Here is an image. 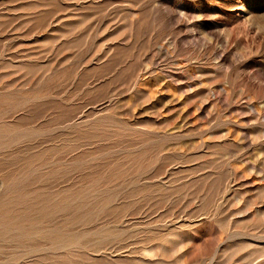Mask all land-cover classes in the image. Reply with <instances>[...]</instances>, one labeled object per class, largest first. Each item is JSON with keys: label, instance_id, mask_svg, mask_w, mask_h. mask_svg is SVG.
<instances>
[{"label": "rangeland", "instance_id": "1", "mask_svg": "<svg viewBox=\"0 0 264 264\" xmlns=\"http://www.w3.org/2000/svg\"><path fill=\"white\" fill-rule=\"evenodd\" d=\"M0 128V264H264V0H0Z\"/></svg>", "mask_w": 264, "mask_h": 264}, {"label": "bare ground", "instance_id": "2", "mask_svg": "<svg viewBox=\"0 0 264 264\" xmlns=\"http://www.w3.org/2000/svg\"><path fill=\"white\" fill-rule=\"evenodd\" d=\"M1 127H2V126H1ZM0 129H2V128H0ZM6 131H7V130H6ZM14 133H15V132H14ZM6 134H7V133H6ZM9 134H10V133H9ZM18 135H19V134H18ZM14 136L17 138V135H14ZM4 137H5V134H4ZM7 137H8V136H7ZM7 137H6V138H7ZM12 137H13V135L11 136V138H12ZM0 138H1V137H0ZM2 138H3V136H2ZM2 138H1V140H2ZM8 139H10V137H8ZM12 139H13V138H12ZM5 140H6V139H5ZM14 140H15V138L13 139V141H14ZM4 143L8 144L9 142H8V143H7V142H4ZM10 143H12L11 140H10ZM6 144H3V145H6ZM1 145H2V144H1ZM8 145H9V144H8ZM8 145H6V146H8ZM0 147H1V146H0ZM9 147H10V146H9ZM2 148H3V147H2ZM4 148H5V146H4ZM6 149H7V148H5V150H6ZM3 150H4V149H3ZM50 150H51V149H50ZM39 155H40V154H39ZM5 156H6V155H5ZM6 157H7V156H6ZM24 158H25V157H24ZM26 159H27V158H26ZM31 159H32V158H31ZM21 160H22V159H21ZM21 160H20V161H21ZM29 160H30V159H29ZM13 161H14V160H13ZM17 161L19 162V160H17ZM23 161H24V160H23ZM11 162H12V161H11ZM27 162H28V160L26 161V164H27ZM30 162H31V161H30ZM33 162H34V160H33ZM33 162H32V163H33ZM35 162H38V161L35 160ZM24 163H25V162H24ZM39 163H40V162H39ZM19 164H20V163H19ZM19 164L17 163V166H18V167H20ZM22 164H23V163H22ZM12 165H16V164H12ZM24 165H25V164H24ZM30 165H31V164H30ZM44 165H46V164L44 163ZM47 165H48V164H47ZM22 166H23V165H21V167H22ZM35 166H36V165H35ZM33 167H34V164H33ZM13 168H14V167H13ZM36 168H37V167H36ZM36 168H33V169L35 170ZM23 169H24V168H23ZM23 169H22V170H23ZM27 169H29V168H27ZM36 170H38V169H36ZM19 172H20V171H19ZM21 172H22V171H21ZM23 172H24V171H23ZM30 172H32V171L30 170L29 173H30ZM35 172H38V171H35ZM29 173H28V174H29ZM51 173H52V172H51ZM26 174H27V173H26ZM33 174H34V173H33ZM41 174H42V172H41ZM36 175H37V174H36ZM26 176H27V175H26ZM26 176H25V177H26ZM31 176H33V175H31V173H30V175L28 176V178L31 177ZM40 176H41V175H40ZM22 177H23V176H22ZM17 178H18V177H17ZM20 178H21V177H20ZM20 178H19V179H20ZM23 178H24V177H23ZM31 178H32V177H31ZM20 181H22V179H21ZM20 181H19V182H20ZM22 182H23V181H22ZM17 183H18V182H17ZM20 183H21V182H20ZM14 184H15V183H14ZM21 184H22V183H21ZM98 184H99V183H98ZM17 185H18V184H17ZM14 186H15V185H14ZM21 187H23V186H21ZM18 193H20V192H18ZM22 194H23V193H22ZM14 198H15V197H14ZM16 198H19V197H16ZM20 199H22V198H20ZM23 199L25 200L26 198H23ZM23 199H22V201H23ZM16 201H17V199H16ZM20 201H21V200H20ZM25 202H26V200H25ZM9 204H10V203H9ZM15 204H16V203H15ZM10 205H11V204H10ZM1 207H3V206H1ZM9 207H11V206H9ZM15 207H16V206H15ZM19 207H20V206H19ZM5 208H6V207H5ZM7 208H8V207H7ZM16 208H17V207H16ZM0 209H1V208H0ZM6 210H7V209H6ZM11 211H12V210H11ZM14 211H15V209H14ZM6 214H7V213H6ZM6 214H4V215H6ZM6 216H7V215H6ZM0 217H1V215H0ZM10 217H11V216H10ZM3 218H4V216H3ZM1 219H2V218H1ZM1 219H0V220H1ZM3 220H4V219H3ZM1 222L3 223V221H1ZM3 224H4V223H3ZM3 224H2V226H3ZM6 224H7V226H8L10 223H9V224L6 223ZM4 225H5V224H4ZM2 226L0 225L1 228H2ZM7 226H6V227H7ZM10 226H11V224H10ZM4 227H5V226H4ZM4 227H3V228H4ZM6 227L4 228V230L7 229ZM16 228H17V227H16ZM0 230H1V231H4L3 229H0ZM11 230H12V229H11ZM17 230H18V229H17ZM20 230H21V228H20ZM5 231H6V230H5ZM5 231H4V232H5ZM7 231H8V230H7ZM7 231H6V232H7ZM17 233H20V231H18ZM21 233L24 234L23 229H22ZM27 233H28V232H27ZM6 234H7V233H6ZM9 234H10V233H9ZM16 235H17V234H16ZM19 235H20V234H18V236H19ZM21 235H22V234H21ZM5 236H7V235H4V237H5ZM22 236H24V239H25L28 235L25 234V235H22ZM25 236H26V237H25ZM31 237H32V236H31ZM47 237H48V236H47ZM20 238H21V237H20ZM27 238L29 239V236H28ZM43 238H45V237H43ZM57 238H59V237H57ZM49 239H50V238H49ZM60 239H61V237H60ZM26 240H27V239H26ZM50 240H51V239H50ZM62 240H63V239H61V242H62ZM12 241H13V238H12ZM15 241H16V240H15ZM17 241H18V240H17ZM27 241H28V240H27ZM58 241H60V240H58ZM19 242H20V241H19ZM21 246H22V244H21Z\"/></svg>", "mask_w": 264, "mask_h": 264}]
</instances>
